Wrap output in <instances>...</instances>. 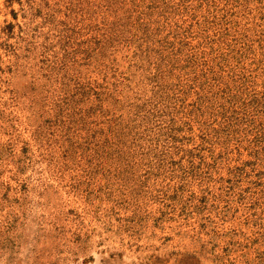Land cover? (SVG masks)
Wrapping results in <instances>:
<instances>
[{
	"label": "rangeland",
	"instance_id": "374dc122",
	"mask_svg": "<svg viewBox=\"0 0 264 264\" xmlns=\"http://www.w3.org/2000/svg\"><path fill=\"white\" fill-rule=\"evenodd\" d=\"M264 0H0V264H264Z\"/></svg>",
	"mask_w": 264,
	"mask_h": 264
},
{
	"label": "trees",
	"instance_id": "16d2710c",
	"mask_svg": "<svg viewBox=\"0 0 264 264\" xmlns=\"http://www.w3.org/2000/svg\"><path fill=\"white\" fill-rule=\"evenodd\" d=\"M264 149V148H263Z\"/></svg>",
	"mask_w": 264,
	"mask_h": 264
}]
</instances>
